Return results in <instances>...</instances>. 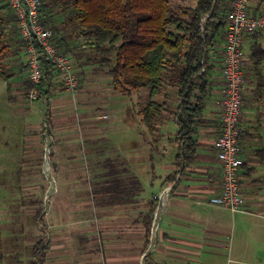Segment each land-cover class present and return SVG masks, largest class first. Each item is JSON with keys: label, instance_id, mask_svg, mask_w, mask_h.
I'll use <instances>...</instances> for the list:
<instances>
[{"label": "crops", "instance_id": "obj_1", "mask_svg": "<svg viewBox=\"0 0 264 264\" xmlns=\"http://www.w3.org/2000/svg\"><path fill=\"white\" fill-rule=\"evenodd\" d=\"M249 11L252 14L263 12L264 0L252 2ZM0 19L4 26L0 79L8 90V104L13 113L30 114L22 106L24 102L31 103L26 57L16 20L6 0H0ZM224 44L225 38L209 53L213 67L212 97L202 118L194 161L181 168L176 165L178 127L172 116L167 115L166 121L159 126L158 141H153L139 115L141 106L133 105L134 94H121L126 138L121 151L110 140L107 124L100 123L110 119L111 111L101 115L104 111L99 110L98 94L91 92L95 66L76 68L81 89L75 96L63 91L54 76L53 87L47 94L42 93L41 98L48 106L42 124L38 127L29 124L27 128L22 166L18 163L20 160L15 159V166L7 167L3 157L0 158V264L16 263L26 250L30 251L31 264L35 260L34 248L40 242L47 248L38 264H219L218 260L227 252L234 251L228 248L227 242L231 232L239 233V257L251 253V248L242 244V237L252 232H257L258 237L264 236L261 231L264 230V93L259 101L255 96L260 80H264V63L256 68L251 60V50L255 44L264 49V35L246 37L242 48L246 62L240 148L245 164L240 169V181L247 213L235 215L227 209L206 204L222 189L215 142L222 129L219 102L224 90ZM74 62L82 63L76 58ZM139 95H144L146 102L150 99L147 90ZM172 105L171 113H174L175 104ZM46 123L54 140L50 163L58 186L50 213L39 204L40 195L44 198L48 191H45L41 175L43 164L46 165L47 139L43 135ZM148 134L158 145L167 137L171 152L175 154L170 163L162 166L164 173L160 176L156 175L160 169H149L151 166L147 165L152 162L150 157L147 158ZM102 145L110 146L112 154L114 147L121 152V163L127 171L122 175L124 183L130 176L139 181L140 189L133 201L123 192L122 200L116 202L114 191L105 189L110 185V178L105 177L108 169L101 172L96 165L93 170L92 157L98 151L92 156V148ZM100 154L103 158L110 157L107 149ZM13 160L12 156L6 158L11 164ZM164 161L162 158L160 163ZM147 185L155 191L148 190ZM21 193V206L26 212L24 234L28 236L24 243L19 240ZM149 193L153 198L147 200ZM153 201L156 209L151 233L155 222L156 230L155 243L151 247V239L147 245L145 221ZM41 214L45 230L38 224ZM150 247V253L146 255Z\"/></svg>", "mask_w": 264, "mask_h": 264}, {"label": "trees", "instance_id": "obj_2", "mask_svg": "<svg viewBox=\"0 0 264 264\" xmlns=\"http://www.w3.org/2000/svg\"><path fill=\"white\" fill-rule=\"evenodd\" d=\"M42 1V18L53 33L56 47L73 60L82 61L75 64L76 68L92 65L106 72L111 85L123 95L148 90L150 99L139 115L153 141H158L159 126L167 115L172 116L178 127L176 165L181 168L191 164L197 152L202 118L213 92L209 53L225 38L232 0H198L190 8L173 5L169 0ZM3 35L0 19V44ZM2 49L0 45V53ZM251 60L256 68L264 63L260 44L252 47ZM45 70L40 85L43 94L53 87L55 76L52 66L46 65ZM169 88L174 96L166 91ZM263 93L262 78L255 90L258 101ZM159 95L163 96L162 100ZM173 98L175 112L171 113L173 105L169 103ZM106 168L105 177L110 178V185L105 189L114 191L116 202L122 200L123 192L133 201L140 189L137 178L130 176L124 183L122 175L127 173L126 169L120 170L113 162L107 163ZM123 185L129 188L123 189ZM155 209L153 201L145 221L148 246ZM38 220L39 225L43 223L42 217ZM46 248L42 242L37 244L31 264H38Z\"/></svg>", "mask_w": 264, "mask_h": 264}, {"label": "built area", "instance_id": "obj_3", "mask_svg": "<svg viewBox=\"0 0 264 264\" xmlns=\"http://www.w3.org/2000/svg\"><path fill=\"white\" fill-rule=\"evenodd\" d=\"M16 17L17 29L26 57V75L31 84L28 99L31 103L42 97L40 85L45 79V66H52L55 80L67 92L74 93L80 87L75 62L61 52L53 42V33L46 28L42 18V0H6ZM255 0H232L227 15V28L223 60V97L219 102L222 129L215 142V150L221 167L222 189L220 194L206 204L229 210L232 214H245L240 169L245 161L240 148V117L244 103L245 57L242 51L245 38L256 33L264 35V11L252 14L249 5ZM46 123L43 135L47 139L44 152L45 173L51 172L50 156L53 138ZM50 182L53 180L50 178ZM53 188V193L56 192ZM50 198L46 202L50 203ZM44 224L40 223V227ZM45 228V227H44ZM46 229V228H45Z\"/></svg>", "mask_w": 264, "mask_h": 264}, {"label": "rangeland", "instance_id": "obj_4", "mask_svg": "<svg viewBox=\"0 0 264 264\" xmlns=\"http://www.w3.org/2000/svg\"><path fill=\"white\" fill-rule=\"evenodd\" d=\"M173 5H180L182 7H194L197 0H169ZM8 4V3H7ZM19 35V33H18ZM20 38V36H19ZM92 70L94 72L91 75V83H90V88H92L91 92L92 93H97L98 94V105L100 106V111H104L101 113V115H108L109 113V120H104L106 122H100L102 124H107V127L109 128L108 131V136L110 140H112V143L119 147L121 151H123V147L126 142L125 136V130L123 128V99L120 96L121 93L119 91H116L114 87L111 85V80L107 76L106 72L101 71L97 66H95ZM4 81L0 79V158L3 157L2 161L3 164H6V166H15V159L20 160L18 163L20 166H22V160L24 158V151H25V146L27 144V134H28V126L29 124L38 127L39 125L42 124L43 119L45 118L46 111L48 109L46 100L41 98L40 100L33 102V103H23V107L27 110L30 111V114H14L13 111L10 108V105L8 104V90L7 88L3 87ZM81 89V86L78 88V90L74 93H70L72 96H75ZM65 91L64 89H62ZM148 91V90H147ZM170 96H174L172 90L169 88L166 90ZM140 92H133L134 94V100H132L134 107L141 106L143 107L146 103L145 100H143L145 97L144 95H139ZM72 99L74 97H71ZM159 100H162L163 96L159 95L158 96ZM174 98L172 102L170 101V105L174 104ZM27 111V112H29ZM114 112V113H113ZM166 115V113H165ZM168 138L162 142V144H155L152 142V139L150 135H147V140H148V150H147V158L151 159L152 162H147L149 169L152 167H157L156 169L159 170L160 173H156L157 176H160L161 174L164 173V171H161L162 166L167 165L168 163L171 162V159L175 157V154H172L171 152V143ZM107 149L108 154L110 157L103 158L100 154V152L105 151ZM96 151H98V155L96 154ZM92 156L93 154L95 155L92 157V162H93V170H95V166H99V170L102 171H107L106 165L109 162L115 163V165L122 170L123 164L122 162V156L121 152L117 150L116 147H114V152L113 154L110 153V146L105 148L104 145L98 148L96 146L95 148H92ZM106 154V153H105ZM12 156L14 158L13 164L10 162L6 161L7 157ZM6 157V158H5ZM162 158L165 160L162 164L160 161ZM97 160V161H96ZM99 161V162H98ZM149 161V160H148ZM2 164V163H0ZM154 166H152V165ZM52 164L50 163V166ZM44 169L41 172L42 178L44 180V186H45V191L48 189L47 193L45 194V197L43 198V195H40L39 199V204L42 209H45L49 213L51 212V208H53V198L54 196L57 195L58 193V186L57 182L53 176V171L45 173L46 165L45 163L43 164ZM52 169V166H51ZM157 172V171H155ZM148 177H150V172H148ZM53 180V183L50 182L49 179ZM148 187V185H147ZM53 188H56V192L53 193ZM152 190L153 192L155 189L153 187H148V190ZM157 192V189H156ZM50 198V203L46 202V198ZM153 198V194H147V200H150ZM23 200V194L21 193L19 195V201H20V208L18 212L19 216V240L20 242L24 243L23 241L28 239V236H26L25 233V227L23 225L24 223V218H26V212L23 210V207L21 202ZM48 213V214H49ZM41 217L42 214H41ZM41 217L40 221H41ZM44 224V223H43ZM45 225V224H44ZM46 226V225H45ZM41 229H45L44 226L40 227ZM5 227L3 226L2 231H5ZM48 231V230H47ZM233 231V230H232ZM264 232V230H261ZM13 233H14V228H13ZM6 233H4L5 235ZM239 233L236 232H231V235L228 238V248L233 249L234 251L227 252L226 255L218 260L219 264H264V236L258 237L257 232H252L249 235H244L242 237V244L246 247H250L251 253H246L245 255H242L239 257ZM241 243V242H240ZM235 248V249H234ZM28 253H30L29 250L25 251V254L19 259V261L16 260V263L14 264H30V258L28 256ZM6 263L11 264L6 261Z\"/></svg>", "mask_w": 264, "mask_h": 264}, {"label": "water", "instance_id": "obj_5", "mask_svg": "<svg viewBox=\"0 0 264 264\" xmlns=\"http://www.w3.org/2000/svg\"><path fill=\"white\" fill-rule=\"evenodd\" d=\"M155 224H156V222H155ZM155 224H154L153 233H152V238H151V247H152V245L155 243V230H156V228H155ZM151 247H150L149 250L147 251L146 255H148V254L150 253V249H151Z\"/></svg>", "mask_w": 264, "mask_h": 264}]
</instances>
